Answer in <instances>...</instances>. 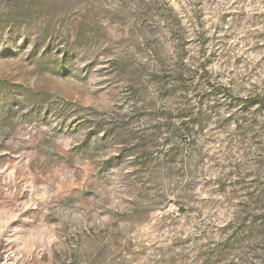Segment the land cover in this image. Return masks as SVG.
I'll return each mask as SVG.
<instances>
[{
    "label": "rangeland",
    "instance_id": "1",
    "mask_svg": "<svg viewBox=\"0 0 264 264\" xmlns=\"http://www.w3.org/2000/svg\"><path fill=\"white\" fill-rule=\"evenodd\" d=\"M0 264H264V0H0Z\"/></svg>",
    "mask_w": 264,
    "mask_h": 264
}]
</instances>
